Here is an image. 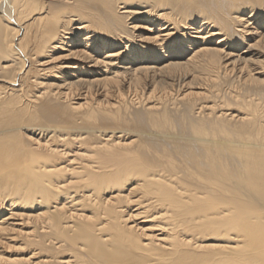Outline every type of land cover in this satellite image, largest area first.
Segmentation results:
<instances>
[{"label":"bare ground","instance_id":"obj_1","mask_svg":"<svg viewBox=\"0 0 264 264\" xmlns=\"http://www.w3.org/2000/svg\"><path fill=\"white\" fill-rule=\"evenodd\" d=\"M0 264H264V0H0Z\"/></svg>","mask_w":264,"mask_h":264}]
</instances>
